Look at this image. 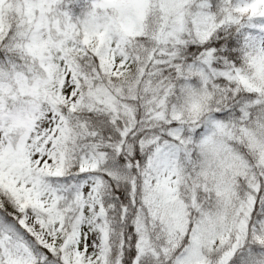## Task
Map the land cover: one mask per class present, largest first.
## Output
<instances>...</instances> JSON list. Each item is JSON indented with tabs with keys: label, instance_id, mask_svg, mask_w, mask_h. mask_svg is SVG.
<instances>
[{
	"label": "snow or ice",
	"instance_id": "1",
	"mask_svg": "<svg viewBox=\"0 0 264 264\" xmlns=\"http://www.w3.org/2000/svg\"><path fill=\"white\" fill-rule=\"evenodd\" d=\"M0 0V264H264V0Z\"/></svg>",
	"mask_w": 264,
	"mask_h": 264
},
{
	"label": "trees",
	"instance_id": "2",
	"mask_svg": "<svg viewBox=\"0 0 264 264\" xmlns=\"http://www.w3.org/2000/svg\"><path fill=\"white\" fill-rule=\"evenodd\" d=\"M73 2L74 0H67L66 6L70 8Z\"/></svg>",
	"mask_w": 264,
	"mask_h": 264
}]
</instances>
